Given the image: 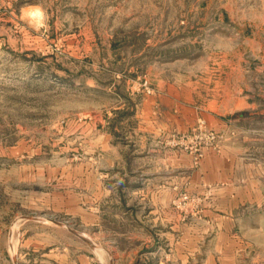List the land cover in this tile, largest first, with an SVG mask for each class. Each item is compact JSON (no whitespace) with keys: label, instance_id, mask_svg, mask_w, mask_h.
<instances>
[{"label":"rangeland","instance_id":"374dc122","mask_svg":"<svg viewBox=\"0 0 264 264\" xmlns=\"http://www.w3.org/2000/svg\"><path fill=\"white\" fill-rule=\"evenodd\" d=\"M230 261L264 264V0H0V264Z\"/></svg>","mask_w":264,"mask_h":264},{"label":"crops","instance_id":"0c3cea01","mask_svg":"<svg viewBox=\"0 0 264 264\" xmlns=\"http://www.w3.org/2000/svg\"><path fill=\"white\" fill-rule=\"evenodd\" d=\"M168 156V166H165V169L157 168L153 171L154 173H148L147 171L140 170L139 180H137V184L134 186L135 188H138L140 190H148V192L152 191L151 198H142L141 204L144 207H148L147 213L145 215L146 219H150L152 222H154L153 227L148 228V236H149V243L151 245L157 244V238L162 235V222L163 220H168L170 222V233H172L174 226L177 225V218L176 220H173V214H170L169 219L163 218V215L161 214V206L163 204L162 199V190L168 189L172 190L174 189L179 182V174L182 172L186 178H189V176L194 177L195 171L193 170V167H191V164H189L188 160H186V164H180L179 158L177 154L171 153ZM181 166V169H180ZM194 171V172H193ZM132 188L130 185L129 188ZM222 220H226V225H220V231L221 234L226 235H234L232 234V228L230 225H228L229 220L234 221L233 218L230 216H226L221 218ZM174 224V226H173ZM146 230V232H147ZM153 239V241H152ZM148 244V243H147ZM161 264H170V263H161ZM227 264V263H225ZM229 264H234L230 261Z\"/></svg>","mask_w":264,"mask_h":264},{"label":"clouds","instance_id":"9594fccd","mask_svg":"<svg viewBox=\"0 0 264 264\" xmlns=\"http://www.w3.org/2000/svg\"><path fill=\"white\" fill-rule=\"evenodd\" d=\"M25 17H30V22L34 23L37 27L43 26V12L39 8L22 9Z\"/></svg>","mask_w":264,"mask_h":264},{"label":"water","instance_id":"95a60500","mask_svg":"<svg viewBox=\"0 0 264 264\" xmlns=\"http://www.w3.org/2000/svg\"><path fill=\"white\" fill-rule=\"evenodd\" d=\"M29 218H34V216H28ZM84 240H86L87 242L91 243L88 238H86L85 236H83L81 233H78Z\"/></svg>","mask_w":264,"mask_h":264}]
</instances>
